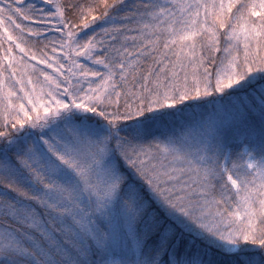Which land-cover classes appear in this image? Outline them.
Here are the masks:
<instances>
[{"label": "snow or ice", "instance_id": "6c2138e0", "mask_svg": "<svg viewBox=\"0 0 264 264\" xmlns=\"http://www.w3.org/2000/svg\"><path fill=\"white\" fill-rule=\"evenodd\" d=\"M0 264H264V0H0Z\"/></svg>", "mask_w": 264, "mask_h": 264}]
</instances>
